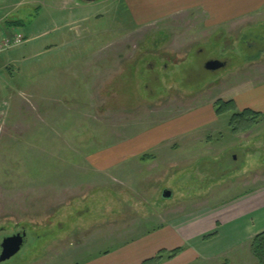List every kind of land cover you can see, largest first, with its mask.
I'll return each mask as SVG.
<instances>
[{
    "label": "rangeland",
    "instance_id": "obj_1",
    "mask_svg": "<svg viewBox=\"0 0 264 264\" xmlns=\"http://www.w3.org/2000/svg\"><path fill=\"white\" fill-rule=\"evenodd\" d=\"M15 36L0 51V245L24 237L0 264L144 261L169 224L264 188V116L233 134L214 105L264 89V11L137 26L128 0H0V43ZM250 241L188 264H259ZM177 247L162 264H187L190 243L167 259Z\"/></svg>",
    "mask_w": 264,
    "mask_h": 264
},
{
    "label": "crops",
    "instance_id": "obj_2",
    "mask_svg": "<svg viewBox=\"0 0 264 264\" xmlns=\"http://www.w3.org/2000/svg\"><path fill=\"white\" fill-rule=\"evenodd\" d=\"M131 16L137 26L146 25L174 15L199 11L205 15L208 26H225L252 18L264 11V0H128ZM248 109L264 114V89L255 92ZM245 101V103H247ZM248 102V103H249ZM186 132V131H184ZM151 148V147H149ZM203 218L199 215L206 214ZM184 222L169 224L166 241L159 250L183 246L177 258L184 257L186 243L192 245L187 264L207 260L249 242L264 231V188L256 189L235 199L217 211H205ZM207 237V239L205 238ZM123 251V250H122ZM107 254L79 264H142L143 255L126 260V256ZM177 260L171 262L176 263ZM170 263V264H171ZM162 264V262L160 263Z\"/></svg>",
    "mask_w": 264,
    "mask_h": 264
},
{
    "label": "trees",
    "instance_id": "obj_3",
    "mask_svg": "<svg viewBox=\"0 0 264 264\" xmlns=\"http://www.w3.org/2000/svg\"><path fill=\"white\" fill-rule=\"evenodd\" d=\"M15 26L23 27L25 24L22 20H12V23ZM215 115L220 116L226 112H233L228 126L231 129V132L233 134H237L241 131H247L249 127H253L258 124V121L260 118L264 116V114L253 111L251 109L245 108L242 110L236 109V103L234 100H218L215 102ZM258 120V121H257ZM250 249L252 250V253L254 257L258 260L259 264H264V231L260 234L256 235L251 241H250ZM182 251L181 248L177 247L170 251L169 253H166L167 259L170 260L174 257H176L178 254H180ZM163 252L162 250L157 254L156 256L146 259L142 262V264H160L163 260ZM223 264H227L224 262Z\"/></svg>",
    "mask_w": 264,
    "mask_h": 264
},
{
    "label": "water",
    "instance_id": "obj_4",
    "mask_svg": "<svg viewBox=\"0 0 264 264\" xmlns=\"http://www.w3.org/2000/svg\"><path fill=\"white\" fill-rule=\"evenodd\" d=\"M85 3H93L96 0H82ZM224 67V63L218 61H209L205 64V69L208 71H216ZM162 198L170 200L172 198V192L169 190L164 191ZM24 235L16 234L11 237L3 239L0 248V263L6 262L14 257L23 247Z\"/></svg>",
    "mask_w": 264,
    "mask_h": 264
},
{
    "label": "built area",
    "instance_id": "obj_5",
    "mask_svg": "<svg viewBox=\"0 0 264 264\" xmlns=\"http://www.w3.org/2000/svg\"><path fill=\"white\" fill-rule=\"evenodd\" d=\"M5 42V41H4ZM3 41L0 43V51L3 49V48H7L9 47V45H15V44H19L22 42V38L21 36H18V37H14L12 38V41H7L4 43Z\"/></svg>",
    "mask_w": 264,
    "mask_h": 264
}]
</instances>
